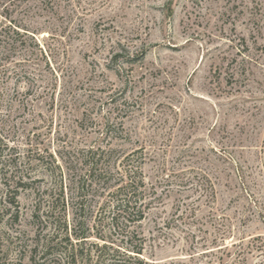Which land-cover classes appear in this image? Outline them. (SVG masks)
<instances>
[{"label": "rangeland", "instance_id": "obj_1", "mask_svg": "<svg viewBox=\"0 0 264 264\" xmlns=\"http://www.w3.org/2000/svg\"><path fill=\"white\" fill-rule=\"evenodd\" d=\"M98 147L145 155L146 264L264 239V0H0V264H53L35 207Z\"/></svg>", "mask_w": 264, "mask_h": 264}, {"label": "trees", "instance_id": "obj_2", "mask_svg": "<svg viewBox=\"0 0 264 264\" xmlns=\"http://www.w3.org/2000/svg\"><path fill=\"white\" fill-rule=\"evenodd\" d=\"M144 162L145 155L139 149L128 153L110 147L87 149L79 159L82 172L76 199L68 201L62 192L59 198L47 202V209L41 213L40 207H35L32 217L40 222V230L51 231L42 236L39 233L32 251L40 258L51 256L53 264H146L141 224L152 201L146 191ZM20 180L17 188L25 186ZM58 202L63 214L55 220L51 216ZM68 205L71 222L65 214ZM213 234L210 238L201 236L199 247L203 251L188 254L184 258L188 260L182 263L214 251L210 255L217 254L218 264H247V255L253 252L264 256L261 236L227 244L225 228L218 227ZM214 262L209 259L204 264ZM257 264H264V260Z\"/></svg>", "mask_w": 264, "mask_h": 264}]
</instances>
